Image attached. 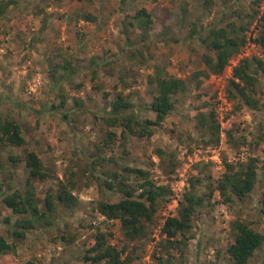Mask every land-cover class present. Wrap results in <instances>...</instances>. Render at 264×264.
Listing matches in <instances>:
<instances>
[{
    "label": "rangeland",
    "instance_id": "rangeland-1",
    "mask_svg": "<svg viewBox=\"0 0 264 264\" xmlns=\"http://www.w3.org/2000/svg\"><path fill=\"white\" fill-rule=\"evenodd\" d=\"M15 1L0 19V118L16 119L27 145L0 144V239L13 245L0 253V264H93L85 256L98 230L112 233L109 241L118 249L129 248L131 264H231L228 250L236 239V220L264 236V70L252 68L259 79L258 108L228 94L241 60L264 63V47L258 42L264 0ZM144 8L153 20L148 30L132 17ZM231 25L244 37L240 51L223 73L195 81L196 72L207 70L203 57L217 56L203 42L209 31ZM157 68L185 80L189 90L174 97V111L154 127L151 138L107 146L109 131L121 133L105 122L119 95L133 103L141 120L156 119L149 106L156 95L150 81ZM199 113L215 115L219 143L198 124ZM30 151L42 159L48 174L46 180L34 181L35 198L45 211L46 197L54 196V227L36 224L20 238L13 231L21 230L16 223L27 216L14 214L3 199L25 190ZM249 157L259 165L251 195L227 204L214 192L195 213L186 236L179 237L183 244L172 248L163 227L177 215L191 181L198 179L197 192L208 195L225 172V161L240 165ZM125 167L148 171L172 191L147 235L132 243L119 221L107 220L97 210L100 201L123 198L104 188V172ZM62 185L77 198L72 208L57 200ZM249 264H264V243Z\"/></svg>",
    "mask_w": 264,
    "mask_h": 264
},
{
    "label": "trees",
    "instance_id": "trees-1",
    "mask_svg": "<svg viewBox=\"0 0 264 264\" xmlns=\"http://www.w3.org/2000/svg\"><path fill=\"white\" fill-rule=\"evenodd\" d=\"M64 1V0H59ZM76 1V0H72ZM83 1V0H78ZM125 1V0H124ZM137 1V0H132ZM155 1V0H153ZM16 3L15 0H0V19L5 17L9 8ZM140 29L148 30L153 24L152 16L147 9H141L132 16ZM85 19L92 20L87 16ZM245 31L244 28L241 30ZM204 43L217 53L216 58L205 55L203 62L207 70L196 72L193 79H207L212 74H221L228 65L231 57L237 54L245 40L239 36V30L231 25L227 28L211 29ZM258 42L264 47V30L260 34ZM256 72L264 70V63L256 59H243L234 69L229 84L228 94L232 99H238L245 105L258 108L256 99V87L259 82ZM65 68H67L65 66ZM151 84L156 85V95L149 106L155 114L156 119L141 120L134 113V105L127 98L119 95L112 103V108L105 118L109 128H120V136L113 131L107 134L106 143L110 146L114 142L125 144L130 138H151L154 135V127L160 126L167 117L174 111V97L189 90L188 83L170 75H164L157 68L155 75L151 77ZM211 113L205 115L199 113L197 119L201 128L213 139V142L220 141V124ZM67 119V114L64 115ZM232 136V133H229ZM0 144L24 148L27 141L23 136L21 124L12 117L0 118ZM162 153V151H159ZM14 162V160H12ZM26 167L29 169V177L24 191L15 190L7 194L3 203L16 215L27 216L26 219H19L16 223L21 230L14 229L13 235L24 238L27 231L39 224L41 228H52L53 214L55 212V199L48 195L45 199L46 210L41 211L39 202L35 198L36 180H46L48 177L42 159L37 153L30 151L25 157ZM258 159L249 157L245 163L236 165L225 161V172L216 181V186L211 189L208 195H200L196 186L200 181H191L189 191L180 202L176 216L169 217L163 227V234L168 238L171 247L183 244L179 239L185 237L192 226V220L197 210L203 207L208 198L211 201L214 192H218L224 203H232L235 199L243 200L254 191L258 181ZM107 180L104 188L110 192H119L123 198L115 203L100 201L97 205L98 212L110 221H119L121 229L127 242L132 243L144 238L147 235L148 226L153 222L162 202L171 196L169 187L157 184L148 171L140 168L125 167L123 170L105 171ZM135 180V181H133ZM74 187V186H73ZM58 202L65 208H72L77 203V198L64 185L57 196ZM261 214L264 216V166H263V192L261 198ZM9 222V220H7ZM236 232L234 244L229 248L231 264H249L251 258L264 243V236L241 220L233 223ZM112 233L98 230L95 236V244L88 249L85 259L93 264H131L132 258L128 247L118 249L110 243ZM13 249V245L7 243L4 238L0 239V253H6ZM35 264V263H28Z\"/></svg>",
    "mask_w": 264,
    "mask_h": 264
},
{
    "label": "crops",
    "instance_id": "crops-1",
    "mask_svg": "<svg viewBox=\"0 0 264 264\" xmlns=\"http://www.w3.org/2000/svg\"><path fill=\"white\" fill-rule=\"evenodd\" d=\"M87 23H90V22H87Z\"/></svg>",
    "mask_w": 264,
    "mask_h": 264
}]
</instances>
